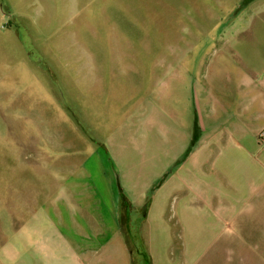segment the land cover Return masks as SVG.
Listing matches in <instances>:
<instances>
[{
	"label": "rangeland",
	"instance_id": "374dc122",
	"mask_svg": "<svg viewBox=\"0 0 264 264\" xmlns=\"http://www.w3.org/2000/svg\"><path fill=\"white\" fill-rule=\"evenodd\" d=\"M262 74L264 0H0L1 146L35 166L107 165L130 198L131 180L148 197L175 173L153 161L144 108L169 112L176 98L179 113L190 98L201 144L195 114L217 115L215 102L222 116L255 113L218 89ZM138 225L126 226L133 261Z\"/></svg>",
	"mask_w": 264,
	"mask_h": 264
},
{
	"label": "crops",
	"instance_id": "0c3cea01",
	"mask_svg": "<svg viewBox=\"0 0 264 264\" xmlns=\"http://www.w3.org/2000/svg\"><path fill=\"white\" fill-rule=\"evenodd\" d=\"M255 81L218 89L232 108L251 100L255 113L247 105V116H222L228 110L215 102L217 115L195 114L201 144L189 97L179 113L176 98L169 112L142 110L153 161L175 171L148 197L131 180L130 198L107 165L35 166L0 139V264H134L140 251L147 264H264V74ZM151 126L164 132L156 139ZM133 221L141 244L134 261Z\"/></svg>",
	"mask_w": 264,
	"mask_h": 264
},
{
	"label": "trees",
	"instance_id": "16d2710c",
	"mask_svg": "<svg viewBox=\"0 0 264 264\" xmlns=\"http://www.w3.org/2000/svg\"><path fill=\"white\" fill-rule=\"evenodd\" d=\"M136 250L137 251L140 250L139 245L137 246ZM137 251H135V252L137 253ZM140 256H141V258H135L136 263L134 261V264H147L146 258L143 256V254L141 253V251H140Z\"/></svg>",
	"mask_w": 264,
	"mask_h": 264
}]
</instances>
